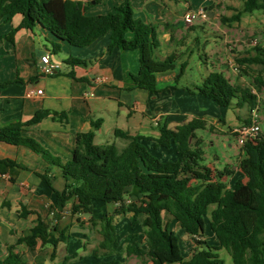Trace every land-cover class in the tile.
<instances>
[{
    "label": "trees",
    "instance_id": "obj_1",
    "mask_svg": "<svg viewBox=\"0 0 264 264\" xmlns=\"http://www.w3.org/2000/svg\"><path fill=\"white\" fill-rule=\"evenodd\" d=\"M241 1L242 9H234L235 14L231 17H220L222 24L240 23L243 14L264 12V0ZM16 15L22 16L20 29L32 30L40 25L71 47H88L108 34L110 52L116 48L137 50L139 71L132 74V89L156 93L158 76L176 68L175 54L164 60L155 58L160 45L156 30L153 25L135 18L131 0H125L102 19L76 13L75 28L68 22L71 10L65 0H0V26ZM15 32L13 30L4 39L13 42ZM66 63L71 66L88 64L72 56ZM237 63L244 72L251 66H260L253 78L254 87L258 91L264 89L263 46L257 44L248 56L238 58ZM186 66L187 63L180 65L175 83L183 76ZM190 92L209 98L224 109L247 105L253 111L258 106V96L251 88L232 84L220 72H211L203 79L197 92ZM51 114L41 110L25 123L0 130V141L25 146L43 156L47 162L63 169L66 180L63 192H57L56 202L50 206L57 222L49 225L39 218L28 235L21 236L16 245L7 246L3 264H29L17 251V246L22 244L30 253L40 245H51V259L54 260L59 244L68 238L66 228L61 229L58 222L72 200L71 215H87L92 222H95L92 216L97 205L115 206L112 214L107 213L100 220L103 239L96 251L98 258H106L119 249L116 217L133 213L130 223L134 229L139 224L142 211L146 214L148 250L140 247L141 242L135 240L137 235L132 233V242L126 248L128 256H148L153 264H226L219 255L220 251L226 250L233 264H264V134L248 139L241 146L242 158L238 169L245 179L236 181L231 189L226 178L231 177L234 171L203 165L205 152L192 143L196 139L195 131L202 128L198 124L199 119L183 120L175 130H171L166 118L163 124L158 122V138L118 128L115 137L126 143L122 147L118 141L97 144L96 132L101 128L102 120L92 121L91 131L77 135L72 160L62 163L36 140L23 136L26 127L41 123ZM53 118L67 120L66 114L54 113ZM251 123L247 120L244 125ZM145 141L155 142V150H170L175 146L177 158L162 160L144 144ZM9 165H14V162L0 160V172ZM3 205L9 207L8 203ZM32 213L22 208L18 214L20 218H27ZM172 222H176L195 244L190 260H186L183 254L180 237L171 229ZM207 228L213 235L211 243L205 237ZM101 250L104 252L100 254ZM60 264L86 263L73 262L72 256H68ZM97 264L125 263L111 259Z\"/></svg>",
    "mask_w": 264,
    "mask_h": 264
},
{
    "label": "crops",
    "instance_id": "obj_2",
    "mask_svg": "<svg viewBox=\"0 0 264 264\" xmlns=\"http://www.w3.org/2000/svg\"><path fill=\"white\" fill-rule=\"evenodd\" d=\"M124 1L65 0L71 10L68 22L75 28L76 13H81L87 18L102 19ZM131 2L135 18L153 25L156 30L160 45L155 51V58L164 60L170 55H176V68L158 76L156 93L132 89L134 87L132 74L139 71L137 50L124 51L116 48L110 52L108 34L88 47H71L40 25H36L32 30L20 29L22 16L16 15L10 22L2 23L0 26V130L25 123L37 112L47 110L52 114L41 123L26 127L23 136L36 140L53 156L60 158L62 163H68L73 158L77 135L91 131L92 121L102 120L101 128L96 132L97 138L98 133L102 135L106 132L114 134L115 137V130L118 128L132 134L143 135L142 129L145 125L162 116H166L169 122L177 124L184 118L186 122L203 119L199 118L202 112L194 108L185 109L183 113H175L172 101L179 91L174 87V76L178 72V65L187 63L182 59L192 43L190 36L198 34L197 27L202 28L205 36L203 42L195 37L198 44H216L214 36L225 32L221 29L211 30V24L217 25L220 21L217 11H208L209 5L214 3L213 0H206L203 7L199 8L209 13V22L200 21L190 27L184 22L185 15L192 11L191 4L186 1L131 0ZM179 3H184L186 7L182 16L178 11ZM255 15L256 26L249 33L256 34L255 43L264 47V18L258 19L264 17V12L260 13V16ZM13 30H16L13 42L4 39V36ZM220 38L222 37L219 36ZM223 42L225 44V40ZM46 54L50 56L52 62L61 65V69L51 76L41 71V58ZM71 56L88 64L71 66L66 63ZM207 71L209 75L211 72ZM101 89L104 90L100 92ZM39 90L42 91L40 95L37 94ZM126 92L130 95H126ZM132 93L136 95L134 99ZM54 113L66 114L67 120H55ZM187 113H190L188 117ZM221 117L225 116L215 117L213 122H220ZM229 125L230 128L236 129L243 126L238 119ZM155 133V138H158L159 131L156 130ZM166 155V152H160V156ZM174 155L177 157V154ZM239 155L241 160L242 155L240 153ZM0 160L14 162V165L4 166V171L0 172V264H3L7 246L16 245L21 236L28 235L39 218L49 225L57 222L51 214L50 206L56 202L57 192H63L66 180L61 167L47 162L43 156L25 146H14L0 141ZM226 164H229V160ZM210 168L221 170L215 165ZM233 171L234 174L226 178L231 189L236 181L245 179L237 166H233ZM4 203H8L9 207H5ZM72 203L73 200L58 222L61 229L66 228L63 226V218L68 208L72 207ZM22 208L33 213L27 218H20L18 213ZM76 217L78 219L79 215ZM182 233L183 239L192 245L193 249L194 242L183 230ZM69 239L68 235L67 241L59 244L55 261L63 251V244L68 243ZM17 251L22 255L27 253L31 256H38L43 251L50 252V258L52 253L48 245H40L34 253H30L27 246L22 244L17 246ZM184 256L186 260H190L191 252Z\"/></svg>",
    "mask_w": 264,
    "mask_h": 264
},
{
    "label": "rangeland",
    "instance_id": "obj_3",
    "mask_svg": "<svg viewBox=\"0 0 264 264\" xmlns=\"http://www.w3.org/2000/svg\"><path fill=\"white\" fill-rule=\"evenodd\" d=\"M183 1L190 3L192 12H196L197 9L203 7L206 0ZM213 2L212 5H209L208 11H217L219 17H231L235 14L234 9H242L243 7L241 0H213ZM178 11L180 16L184 15L186 11L184 3H179ZM260 13H263V11H256L253 14H243L240 23H232L229 26L222 24L221 21H219L217 25L212 23L211 30H225V32L218 33L214 36L217 40L216 44H198L195 37H197L200 42H203L205 36L203 35L202 28L197 27L198 34H196V36H190L192 43L182 59L187 62L184 74L179 82L174 85L179 91L172 101V107L175 113H183L185 109L194 108L202 112L199 118L202 117L205 119H201L202 121L198 123L202 128L195 131L197 138L192 141L193 145L202 148L205 152L202 164L208 167L215 165L217 168L221 169V171L225 168L233 170V166L235 165L238 167L240 162L239 153L241 154V146L238 143L235 130L236 127L230 128V122L238 119L240 123L244 125L245 121H252L255 117L261 128V134H264V89L261 91L256 90L253 79L256 75V71L260 69V66H251V69H246L247 72H244L237 63L238 58L248 56L253 48L257 46L255 43L257 35L250 34L249 32L253 31L256 26L255 20L257 15L255 14L260 16ZM262 18L264 17H258V19ZM197 22L200 21L197 20L196 23ZM245 31L247 32L245 33ZM219 36L222 38L219 39ZM223 40H225V44ZM177 68L178 71L180 66L178 65ZM207 70L210 72L223 73L232 84L251 88L253 93L258 96L257 108L252 111L246 105L242 108L224 109L218 107L209 98L192 94L190 90L197 92V88L201 86L203 79L208 75ZM135 74L137 73L133 75ZM103 90L104 89H101L100 92ZM125 94L130 95L128 92ZM131 95L133 99L136 97L134 93ZM189 115L190 113H187V117ZM221 115L225 117H221L220 122L214 123L213 119ZM166 118V116H162L157 120H153L150 123L148 122L145 128L142 129L143 135L155 138L156 130L159 131L158 124H155V122L163 124ZM184 120H186V118H184ZM177 125V123L171 122L167 124L171 130H175ZM115 140L118 141L116 137H114V134L106 132L102 135L98 133L95 142L97 144H108L113 143ZM118 143L121 147L126 144L122 141H118ZM144 144H146L153 153H156L159 158L162 157L160 156V152H166L167 155L162 157V160H175L177 158L174 155V153L176 154L175 146L172 147V150L166 151V149L155 150V142L153 141H145ZM228 160L229 164H226ZM114 208V205L108 207L97 205L95 213L92 216L95 222H92L90 221L91 217L87 215L79 216L80 219L78 220L76 216L71 215V207H69L67 214L63 218V226L66 227L67 235L70 236V239L68 243L63 244V251L58 256L57 261L50 258V252L45 251L41 252L38 256H31L30 254L23 253L25 260L31 264H59L66 257L72 256L73 262H83L86 264H97L102 260L111 259L121 260L125 264H153L148 256H128L126 252L127 245L132 242L130 239V234L132 233L137 235L135 240L141 242L140 247L148 250L146 242L148 228L145 225L146 214L142 211L139 213V224L134 229L131 228L130 223L133 213L116 217L117 237L120 241L119 249L116 253L106 258L101 259L97 257L96 251L99 250V245L103 239L100 220L107 213L112 214ZM171 229L174 230L181 239L183 254L192 253V245L190 246V244H187L183 239L182 229L176 222H172ZM205 237L211 243L213 235L209 228L206 230ZM48 248L52 249V246L48 245ZM99 252L101 254L104 251L101 250ZM219 255L225 260L226 264H233L232 258L226 250L220 251Z\"/></svg>",
    "mask_w": 264,
    "mask_h": 264
},
{
    "label": "built area",
    "instance_id": "obj_4",
    "mask_svg": "<svg viewBox=\"0 0 264 264\" xmlns=\"http://www.w3.org/2000/svg\"><path fill=\"white\" fill-rule=\"evenodd\" d=\"M209 19V13L205 9H199L196 12H188L184 17V22L187 26L195 25L196 21H207ZM42 66L41 71L43 74L47 76L54 75L61 69V65L58 63H54L51 61L49 55H44L41 58ZM37 94H42V91H37ZM261 133V128L257 123L255 117L252 120L251 125H243L242 127L236 129V135L238 139V143L240 146L244 145V143L248 139L256 138ZM54 216V212L51 213Z\"/></svg>",
    "mask_w": 264,
    "mask_h": 264
}]
</instances>
